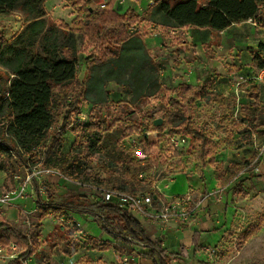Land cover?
I'll return each instance as SVG.
<instances>
[{"label":"rangeland","instance_id":"1","mask_svg":"<svg viewBox=\"0 0 264 264\" xmlns=\"http://www.w3.org/2000/svg\"><path fill=\"white\" fill-rule=\"evenodd\" d=\"M125 1L131 4V0ZM74 2L75 0L47 1L48 30L44 33L50 38L51 43L63 42L67 38V32L60 24L63 21L71 25L77 17L73 18L78 14L77 9L73 7ZM87 5L97 8L93 0H87ZM85 16L86 13L83 14V17ZM26 24L25 17L19 11L0 15V29L4 31L6 38L25 32ZM142 25L144 28L141 31L146 33L143 36L147 39L145 43L148 58L152 62V64L146 62L144 69L148 70L147 76L151 81L150 84L145 83L137 89L134 88L137 91L134 95L129 94L122 86V93L113 94V99L108 94L107 103H100L105 99V93H108L105 89L107 85L105 66H96L98 74L96 79L87 78L86 58L89 56V51L83 46L80 52L78 79L89 89L86 99L94 103L87 121L92 118H105L107 125L115 123L113 128L105 133L101 151L87 159L90 169L97 172L101 179V182L97 180L89 182L104 189L119 188L130 193L159 194V200L156 202L159 207L164 206L167 197L190 194L197 206L191 202L187 208L190 212L188 219L182 222L173 220L168 228L173 227L178 232H184L183 236L186 235V231L190 234L192 227L203 229L205 247L196 258L190 254L186 260L174 261L173 264H264V176L256 177L264 172V86H258L254 78L256 64L246 63V59L241 58L239 54L249 50L246 45L256 41V35L245 38L244 34L248 33L247 28H238L234 33L237 45L232 48H238L235 52L238 53L235 54L238 63H245L236 64L230 62L227 57V61L222 62L223 67L216 65L212 68H208L207 60L217 53L215 47L219 49L225 47L220 44L219 37L222 35L213 31L212 39L201 38L207 40L204 43V53H207V58L205 54L199 55L203 58L201 61L204 64L202 68L204 74L199 75L204 80L201 85L206 82L212 83L213 89L224 95L226 100L212 103L199 100L193 105L178 106L171 100L175 97L171 89L178 85L175 84L178 82L173 78L174 73L184 78L183 72L180 71L184 66L189 65L188 69L195 70L198 74L199 67L203 65L194 64L192 67L189 63L191 60L194 63L195 59H192L191 55L186 59L173 56L169 59L172 62L164 60L163 56L170 52L169 46L164 43V37L170 34L169 28L148 25L147 22ZM198 31H189L187 27L178 30L175 35L180 36L181 39L183 36H188V32H192L191 35L197 38ZM155 38H157L156 42ZM46 41V38H41L31 46L30 51L33 53L41 51L47 44ZM157 42H161V45ZM25 43L27 44V41H24ZM78 43L81 47L83 44L81 38H78ZM208 48L211 49L210 52ZM262 53L261 61L264 60V52ZM173 69L176 71L174 72ZM131 70L132 67H129L121 78L127 80ZM167 70L170 73H167ZM239 75L243 76L244 81L240 85L241 91L236 93L233 86ZM134 80L130 83L131 87L136 86L133 84ZM154 81H157V86L154 85ZM158 85L161 89L153 94ZM156 119H161L165 125H157ZM188 121L207 132L210 139L208 148L205 152H201L197 143L188 149L184 148L178 160L169 168H165L162 160L154 153H150V149L148 150V132L170 129L180 134V124ZM133 123L140 125V132L123 137L124 129ZM65 139L67 150L77 137L69 133ZM201 153H204V157ZM22 164L24 163L17 159L16 166L21 168ZM60 178L63 180V189L58 194L57 187L54 186L55 178L52 176L45 178L42 184L35 180L34 187L46 186L50 193L60 197L62 203L76 207L79 214L88 213L86 217L96 221L102 228L104 215L102 205L105 202L100 195L95 190L89 191L63 177ZM156 184L159 186L157 187ZM66 211L63 216H58L59 214L55 212L51 213V220L46 224L48 229L46 240L39 243V253L47 256L51 261L53 253H56L61 262L62 257L67 259L69 254H73V249L82 247L86 248L84 259L88 262L102 260L99 257L95 260L87 253L88 250H94L91 244L77 242L79 236L75 234L78 232L75 222L79 220ZM177 211H180V208H177ZM38 215L39 213L30 217L27 222L14 218L17 215L8 209L0 208V222L15 223L14 227L20 232H36L41 237L43 226L39 223V219L36 220ZM61 217L65 220L62 221ZM81 228L86 232L82 224ZM43 245L44 247L41 248ZM93 253L100 255L99 252ZM39 256L33 255L26 260L28 264H38ZM11 260L0 254V264H9Z\"/></svg>","mask_w":264,"mask_h":264},{"label":"trees","instance_id":"2","mask_svg":"<svg viewBox=\"0 0 264 264\" xmlns=\"http://www.w3.org/2000/svg\"><path fill=\"white\" fill-rule=\"evenodd\" d=\"M118 1L110 0L103 8L90 9L86 0H75L73 7L77 9V17L71 25L63 21L60 24L67 32V38L63 42L51 43L44 33L48 30L47 0H0V14L19 11L27 22L26 31L12 38H6L0 29V171L6 172L8 178L14 177L17 168L14 154L27 163V154L32 160L40 148L45 165L60 169L65 177L82 182H101L99 174L88 166L87 159L101 151L105 133L115 123L107 125L105 118L83 122L72 117L80 105L88 101L86 95L89 89L77 77L83 46L89 51L86 58L87 78L96 79V66L103 65L106 82L116 81L134 95L137 92L134 88L150 84L151 78L144 66L146 62H152L144 41L146 33H142L141 29L132 32V25L139 24L144 28L142 24L147 22L148 25L178 30L199 26L216 32L250 19L264 25V0H155L143 15L133 8L120 12L116 7ZM41 38H46L47 44L41 51L31 52V46ZM78 38L83 41L81 47ZM179 38L181 42H186L184 36ZM249 52L257 68L264 67V60L261 61L264 43L261 42L256 49L250 48ZM129 67H132L129 77L123 80L121 76ZM132 80L135 87L130 85ZM154 85L157 86V81ZM160 89L158 85L153 94ZM171 92L175 93L172 103L178 106L193 105L199 100L209 103L226 100L208 82L203 85L179 83ZM105 94L100 103H107L108 93ZM88 102L94 108V103ZM164 125L165 122L161 126ZM180 126V134L188 137L185 148L197 143L201 152L207 150L210 139L204 129L190 121ZM139 128L137 123L129 125L124 129L123 137L139 133ZM68 130L75 133L77 140L67 151L64 142ZM151 147L149 144L148 150ZM262 176L264 172L256 175L257 178ZM47 196L49 200L45 202L37 199L39 223L54 212L63 216L66 210L79 211L67 203L56 201L49 189ZM102 208V229L115 239L145 245L149 250L143 255L151 258L153 264L182 262L190 254L196 258L204 250L203 229L194 230L190 247L180 244L176 250H169L163 246L161 239L148 237L144 224L129 211L106 202ZM127 236L132 240H128ZM79 241L91 244L93 249L107 250L110 247L107 242L100 243L86 233L79 236ZM12 243L17 246L18 256L9 264H24L23 261L33 255H40L38 264H51V259L39 253L40 234L22 233L9 222H0V246L9 248Z\"/></svg>","mask_w":264,"mask_h":264},{"label":"crops","instance_id":"3","mask_svg":"<svg viewBox=\"0 0 264 264\" xmlns=\"http://www.w3.org/2000/svg\"><path fill=\"white\" fill-rule=\"evenodd\" d=\"M154 1L155 0H131V4L130 3L128 4L125 0H123L121 3H118L116 7L120 12H125L128 8H133L139 14L143 15L148 11V9L150 8L151 4ZM93 4H96V6L99 7L97 0H93ZM94 8L96 7H93V9ZM76 16L77 14L73 16V18H75ZM263 26L264 25L257 24L256 22L250 19L247 21H243L241 23H234L228 28L222 30L220 32L222 36L219 37L221 38L220 44L225 47L220 48V49L218 47H215V49L217 50V53H215V56H213L212 58H208L207 60L208 68L215 67L216 65L217 67L218 65L223 67L222 62L227 61L226 60L227 57L229 58L230 62H234L236 64H239V63L244 64L245 62L238 63L235 57V54H238V53H235L238 48L237 47L232 48L233 46L237 45V41L235 40L234 33L237 32L238 28H247L248 33L244 34L246 35L245 38L251 35L253 36L256 35L257 40L251 44L248 43L246 46L247 48L249 47V49L250 48L256 49L258 48L259 44L264 40V27ZM191 30L193 31L199 30L198 33H196V34H199V36L197 38L193 37L191 35L192 32H188V36H186L184 39V41L186 42H181L180 40H178V36H176L175 34L173 35L169 34L168 36L164 37L165 38L164 43L166 44V46H169V50H170L168 54L163 56L164 60L166 59L167 61L172 62V60H169V59H171L173 56H176L175 58L180 57V59L181 58L186 59L188 58V56L191 55L193 57L192 59H195L194 63L192 62V60H191V63H189L191 64L192 67H194V64H198L199 66L203 65L202 67H199L200 69H199L198 74L195 72V70L194 71L189 70L190 69V68L188 69L189 65L188 67L184 66L183 69L180 70L181 72H183L184 78L174 73L173 78L175 79V82H178V83H175L176 85L179 83H183V82L193 84V85H196V84L201 85L204 81L203 79L199 77V75L204 74V69H202L204 68V64L201 61L203 58L200 57L199 55L205 54L207 58V53H204L205 52L204 43L207 42L208 39H212L211 32H213V30L208 27L190 26L189 31ZM201 38H205L207 40H201ZM144 41L147 43V39L144 38ZM154 41L156 42L157 38H155ZM157 44L161 45V42L160 43L157 42ZM152 48L156 49V47H153V46ZM209 49L210 48H208V50ZM175 50H180L181 52H173ZM239 54H241V58L244 57L246 59V63L256 64L253 61V57L251 53L249 52V50L244 51ZM247 56H249V58ZM173 71L175 72L176 70L173 69ZM186 71L188 72L185 73ZM167 73H170V71L167 70ZM77 77H78V71H77ZM210 78H214V77H210ZM170 82H172V80H170ZM105 89L108 92L109 97L111 99H113V94L117 92L122 93V90H121L122 85L117 83L116 81H108ZM69 133L75 136V133H73L71 130H68L65 137H67ZM65 144L66 142H64V148H65ZM72 145L73 143H70L69 146L71 147ZM70 147L67 148V151L70 149ZM25 174H26V170L23 164L21 165V168H18V167L16 168L15 175L13 178H8V175L6 172L0 171V197L4 193L9 191L10 189L15 187L17 185V182L20 179L24 178ZM52 178H55L54 186L57 187L56 193L58 194L60 193L61 189H63V180L62 178L58 176H52ZM156 186L158 187L159 185L156 184ZM36 192H37L36 190H32L31 193H27L26 195L22 197H16L8 203L0 204V208H2V210L8 209L9 211L17 215L14 218H18L22 221L28 222L30 217L35 216L39 213L38 211L39 204L37 203V199L39 197L37 196ZM158 197H159V194H158ZM55 199L56 201L61 202L60 197L56 195H55ZM66 213H70L72 217L75 216L79 220V222L82 224V227L86 231L85 233L87 236L97 239L100 243L107 242L110 245V247L107 250H97V249L95 250L94 249V250L87 251V253L91 254V256H93L95 260H97L98 257L99 259L100 258L102 259L96 262H88L87 260H85L84 250H86V248L83 249L82 247H79L77 249H73L72 250L73 254H69L67 259L62 257L61 259L63 261L61 260V262L59 259L60 257L57 256L56 253H53L51 264H153V260L151 258L143 255L144 252H147L149 250V248L145 247V245L141 243H137V242H130V241L113 238L111 235L105 232L102 228H100L96 221L90 220L88 217H86L88 216V213L79 214L76 210H67ZM51 217L52 215H49V217L43 219L40 222L41 225L43 226V229L41 231V237H40L41 243L46 240L45 239L46 233L48 232V229H46L47 228L46 224L48 220H51L50 219ZM37 219L38 218L36 217V220ZM139 220L144 224L145 228L147 229L148 237H150L153 240L157 238L161 239L163 242V246L167 247L169 250H176L180 244H185L187 247H190L193 232L195 229H197L195 227H192L193 229L190 230L191 233L188 234L186 231L185 232L186 235L183 236L184 232L182 231L178 232L177 230L173 229V227L167 228L164 231L159 230L158 223L151 220L150 218H139ZM12 224L14 226L15 223H12ZM75 234L77 235L78 232H76ZM77 242L81 243V241L79 240H77ZM43 247L44 245L41 246V248ZM93 252H99L100 255L97 256V254ZM199 254L200 253H198L197 256Z\"/></svg>","mask_w":264,"mask_h":264},{"label":"built area","instance_id":"4","mask_svg":"<svg viewBox=\"0 0 264 264\" xmlns=\"http://www.w3.org/2000/svg\"><path fill=\"white\" fill-rule=\"evenodd\" d=\"M110 0H97L98 6L103 8L107 5ZM123 0H119L118 3H121ZM143 28V27H142ZM139 24H134L131 27V31H137L142 29ZM170 34H176L178 29L172 28L168 30ZM256 83L259 86H264V67L256 68L255 70ZM244 81L242 75H239L234 82V90L235 92H240V85ZM200 102H205L204 100H200ZM92 110V104L88 101L82 103L80 107L72 114L73 118H78L83 122H87L89 119L90 112ZM154 134V135H153ZM153 135V136H151ZM134 139H132L133 141ZM148 142L152 145L150 149V153H154V155L162 160V163L165 164V168H169L173 162H176L179 157V152L184 149L188 144V137L182 134H176L169 129H164L162 131H150L148 132ZM38 154L31 160V156L27 154V163H24V168L26 170V174L23 179H20L17 182V185L4 193L0 197V204H5L10 202L12 199L16 197H22L27 193H31L32 190H36L37 196L43 202L48 201L49 198L47 196V188L46 186H38L34 187L35 180L42 184L43 180L49 176H59L63 177L66 180H69L82 188H87L89 191L95 190L96 193L100 195L106 203H112L117 205L134 216L139 218H150L155 221L159 225V230H166L170 223L173 220L178 222H182L190 216V212L188 211V205L190 203H194V206H197V203L192 199L190 194H180L173 195L167 197V201L164 203V206L159 207L156 205L158 199V195H150L143 193H130L119 188L112 189H104L96 187L91 182H82L78 180H71L68 177H65L60 169L48 167L45 165L43 161L42 151L39 148ZM146 155V153H144ZM16 159H19L17 154H14ZM149 157V155H148ZM177 208H180V211H177ZM62 221L65 219L63 217L60 218ZM78 235L84 236L85 232L81 228L80 222H75ZM128 240H132L131 237H126ZM17 246L15 243H12L9 248H3L0 246V254L6 258L15 259L17 255ZM5 253V254H2ZM26 260V259H25ZM24 264H28V260L23 261Z\"/></svg>","mask_w":264,"mask_h":264},{"label":"water","instance_id":"5","mask_svg":"<svg viewBox=\"0 0 264 264\" xmlns=\"http://www.w3.org/2000/svg\"><path fill=\"white\" fill-rule=\"evenodd\" d=\"M90 9H93L92 7H90ZM156 124L157 125H161L162 124V120L161 119H156Z\"/></svg>","mask_w":264,"mask_h":264}]
</instances>
